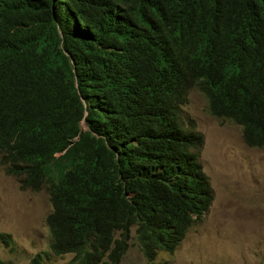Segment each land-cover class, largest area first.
I'll use <instances>...</instances> for the list:
<instances>
[{
  "label": "trees",
  "instance_id": "1",
  "mask_svg": "<svg viewBox=\"0 0 264 264\" xmlns=\"http://www.w3.org/2000/svg\"><path fill=\"white\" fill-rule=\"evenodd\" d=\"M193 86L264 148V0H0L1 163L51 202L29 264L174 253L214 200Z\"/></svg>",
  "mask_w": 264,
  "mask_h": 264
},
{
  "label": "rangeland",
  "instance_id": "2",
  "mask_svg": "<svg viewBox=\"0 0 264 264\" xmlns=\"http://www.w3.org/2000/svg\"><path fill=\"white\" fill-rule=\"evenodd\" d=\"M181 116L205 136L201 161L214 200L174 253L160 251L148 261L133 229L119 264H264V148L248 146L239 124L211 115L197 86L189 89ZM50 211L48 190L23 189L0 157V232L13 238L10 246L0 245V264H29L38 253L50 252ZM72 259V254L50 253L44 264H75Z\"/></svg>",
  "mask_w": 264,
  "mask_h": 264
}]
</instances>
